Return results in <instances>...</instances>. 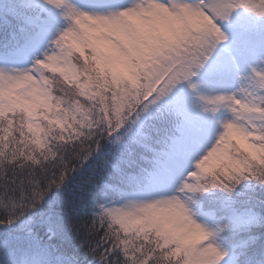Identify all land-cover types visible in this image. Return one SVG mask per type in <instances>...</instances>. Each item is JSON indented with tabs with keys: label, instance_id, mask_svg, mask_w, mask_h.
Masks as SVG:
<instances>
[{
	"label": "snow or ice",
	"instance_id": "6c2138e0",
	"mask_svg": "<svg viewBox=\"0 0 264 264\" xmlns=\"http://www.w3.org/2000/svg\"><path fill=\"white\" fill-rule=\"evenodd\" d=\"M0 264H264V0H0Z\"/></svg>",
	"mask_w": 264,
	"mask_h": 264
}]
</instances>
